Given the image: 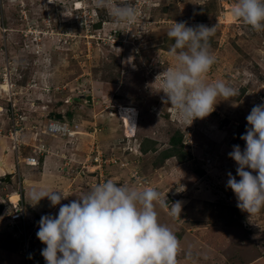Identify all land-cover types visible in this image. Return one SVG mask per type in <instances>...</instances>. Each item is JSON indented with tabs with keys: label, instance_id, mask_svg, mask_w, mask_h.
I'll return each mask as SVG.
<instances>
[{
	"label": "rangeland",
	"instance_id": "rangeland-1",
	"mask_svg": "<svg viewBox=\"0 0 264 264\" xmlns=\"http://www.w3.org/2000/svg\"><path fill=\"white\" fill-rule=\"evenodd\" d=\"M117 3L136 8L133 24H117L96 0H0V264H46L38 221L60 206L47 198L32 206L33 190L62 191L67 204L109 179L151 187L169 208L182 203L175 218L156 205L159 223L179 239L177 264H264V209L240 210L226 187L228 172L240 179L228 153L233 145L245 147L246 117L264 101V31L232 16L235 0ZM174 21L215 26V63L204 79L238 90L192 123L162 102L163 73L175 66L167 36ZM57 114L76 126L70 136L45 129ZM14 132L18 155L11 149ZM37 148L38 164L21 165ZM96 156L102 163L92 174ZM10 193L24 205L25 233L3 212L14 206Z\"/></svg>",
	"mask_w": 264,
	"mask_h": 264
},
{
	"label": "clouds",
	"instance_id": "clouds-1",
	"mask_svg": "<svg viewBox=\"0 0 264 264\" xmlns=\"http://www.w3.org/2000/svg\"><path fill=\"white\" fill-rule=\"evenodd\" d=\"M96 6L106 9L117 24L131 25L137 19L136 8L129 3L96 0ZM231 14L253 31H264V0H235ZM214 33L215 26H188L185 21H174L167 32L174 40L169 55L175 66L163 73L162 102L191 123L212 114L219 97L229 100L238 95L223 81L204 79L215 63L210 51ZM246 120L248 127L240 136L245 147L233 145L228 153L240 179L228 172L226 187L235 194L237 207L252 215L264 209V101L253 106ZM30 198L34 207L44 198L51 207L60 206L57 215L45 214L38 221L36 236L46 246L41 249L46 264H177L179 239L159 223L156 205L168 208L175 218L181 216L182 203L176 201L169 208L167 197L151 187L138 190L109 179L67 204L61 201L68 196L58 190H33Z\"/></svg>",
	"mask_w": 264,
	"mask_h": 264
},
{
	"label": "built area",
	"instance_id": "built-area-1",
	"mask_svg": "<svg viewBox=\"0 0 264 264\" xmlns=\"http://www.w3.org/2000/svg\"><path fill=\"white\" fill-rule=\"evenodd\" d=\"M45 126V129L49 132L52 133H59V134H63V135H68L70 136L71 133L75 132L76 130L73 129H69L68 125L65 122H59L53 119H49L48 123ZM11 133H10V138H11ZM15 135V132H14ZM20 142H18L16 135L14 138H11V149L14 151L15 154L18 155L19 152V148H20ZM98 154L100 155V153L98 152ZM40 149H36L33 151V153L30 156H26V157H22V164L21 165H25V166H33L38 164L39 161V157H40ZM16 156V155H15ZM99 157L96 156L94 157L91 162L93 164H91V167L89 168V171H91V173H94L96 170H99L102 160L99 161ZM19 161V160H18ZM20 162H16V165L14 166L16 168V172H18L19 170V164ZM84 166V165H83ZM82 166V167H83ZM84 170H86L88 168V166H84ZM82 169V168H81ZM83 172V171H80ZM14 206L12 208H10V210H8L6 212V210H4V214L7 217L8 221L10 222L11 225H20L21 228H23L24 233H25V212H24V206L21 202V200L17 201L16 203L13 204ZM23 233V238L24 241H26V237ZM23 249V255L25 257V259L28 261V253H29V246H27L26 242H24V247H22Z\"/></svg>",
	"mask_w": 264,
	"mask_h": 264
},
{
	"label": "bare ground",
	"instance_id": "bare-ground-1",
	"mask_svg": "<svg viewBox=\"0 0 264 264\" xmlns=\"http://www.w3.org/2000/svg\"><path fill=\"white\" fill-rule=\"evenodd\" d=\"M5 88H7V87L5 85H2L1 89L4 90ZM8 197H9V202L11 204L16 203L18 201V195L15 193H10V195Z\"/></svg>",
	"mask_w": 264,
	"mask_h": 264
},
{
	"label": "crops",
	"instance_id": "crops-1",
	"mask_svg": "<svg viewBox=\"0 0 264 264\" xmlns=\"http://www.w3.org/2000/svg\"><path fill=\"white\" fill-rule=\"evenodd\" d=\"M8 155V154H7ZM6 155V156H7ZM6 161V160H5ZM46 164V161L44 162V165ZM43 166V165H42ZM25 167H29V168H31L30 166H25ZM6 169L8 170V171H12L11 169H12V166H11V163H8L7 165H6ZM46 177V176H45ZM46 178H48V177H46ZM51 180L53 179V180H55V178L54 177H49ZM36 183V182H35ZM34 185V184H33ZM38 185V184H37ZM40 185H42V183L40 182V184H39V187H40ZM50 187V186H49ZM35 189V188H34ZM37 190V189H36Z\"/></svg>",
	"mask_w": 264,
	"mask_h": 264
},
{
	"label": "trees",
	"instance_id": "trees-1",
	"mask_svg": "<svg viewBox=\"0 0 264 264\" xmlns=\"http://www.w3.org/2000/svg\"><path fill=\"white\" fill-rule=\"evenodd\" d=\"M65 115H66V118H67V116H70L71 114L66 113ZM49 119L61 120V119H62V116H61L60 114H57V115H55V116H49ZM92 174H93V173H92ZM92 187H95V185H93ZM23 206H24V205H23ZM24 212H25V210H24ZM25 216H26V213H25Z\"/></svg>",
	"mask_w": 264,
	"mask_h": 264
},
{
	"label": "water",
	"instance_id": "water-1",
	"mask_svg": "<svg viewBox=\"0 0 264 264\" xmlns=\"http://www.w3.org/2000/svg\"><path fill=\"white\" fill-rule=\"evenodd\" d=\"M86 99H87V101L90 103V101H91V100H90V96H87ZM7 179H8V176H6V180H7Z\"/></svg>",
	"mask_w": 264,
	"mask_h": 264
}]
</instances>
